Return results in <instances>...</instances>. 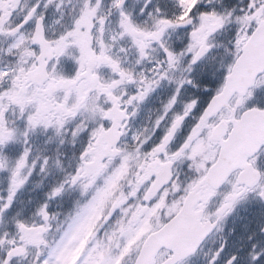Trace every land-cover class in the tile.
Masks as SVG:
<instances>
[{
	"label": "snow or ice",
	"instance_id": "1",
	"mask_svg": "<svg viewBox=\"0 0 264 264\" xmlns=\"http://www.w3.org/2000/svg\"><path fill=\"white\" fill-rule=\"evenodd\" d=\"M0 264H264V0H0Z\"/></svg>",
	"mask_w": 264,
	"mask_h": 264
}]
</instances>
